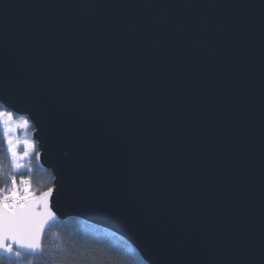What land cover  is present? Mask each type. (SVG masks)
<instances>
[{"label":"water","instance_id":"water-1","mask_svg":"<svg viewBox=\"0 0 264 264\" xmlns=\"http://www.w3.org/2000/svg\"><path fill=\"white\" fill-rule=\"evenodd\" d=\"M0 101L40 125L42 243L78 217L148 264H260L264 0H0Z\"/></svg>","mask_w":264,"mask_h":264},{"label":"snow or ice","instance_id":"snow-or-ice-1","mask_svg":"<svg viewBox=\"0 0 264 264\" xmlns=\"http://www.w3.org/2000/svg\"><path fill=\"white\" fill-rule=\"evenodd\" d=\"M34 120L35 117L30 113L20 114L15 109L9 110L4 101H0V133L9 161V170L5 172L0 166V175L5 176L11 185L0 188V258H6L10 262L25 253H43L44 228L49 220L55 219L54 213L48 209V198L52 196L53 189L49 188L41 197L44 212L33 214L27 203L32 198L30 181L21 176L19 184L23 185L22 189L17 183V173L25 169L30 172L31 160H39L41 157L43 142L38 144L39 136L31 131L40 127ZM20 132H23L24 139L18 138L17 134ZM260 257V264H264V245L261 247Z\"/></svg>","mask_w":264,"mask_h":264},{"label":"trees","instance_id":"trees-1","mask_svg":"<svg viewBox=\"0 0 264 264\" xmlns=\"http://www.w3.org/2000/svg\"><path fill=\"white\" fill-rule=\"evenodd\" d=\"M0 166L5 172L9 170L2 133ZM30 172V175L20 174L18 177H29L32 190L37 194L53 187L52 172L38 167L35 158L31 163ZM7 187H11L10 182L0 175V188ZM42 245L43 253L23 254L12 262L0 258V264H148L125 238L110 229L78 217H70L52 225L45 233Z\"/></svg>","mask_w":264,"mask_h":264},{"label":"rangeland","instance_id":"rangeland-1","mask_svg":"<svg viewBox=\"0 0 264 264\" xmlns=\"http://www.w3.org/2000/svg\"><path fill=\"white\" fill-rule=\"evenodd\" d=\"M18 119V118H17ZM34 130V129H33ZM32 131V130H31ZM18 135V138L19 139H24V134H23V132H20V133H18L17 134ZM23 151V149L21 148V152ZM34 159V158H33ZM33 159L31 160V163H32V161H33ZM36 160V159H35ZM28 174V175H30V173L31 172H29L27 169H25V170H22L20 173H17V183H18V185H19V180H20V178H21V176L20 177H18V175H20V174ZM24 179H28L29 181H30V192L32 193V195L33 194H36V195H38L36 192H34L33 190H32V183H31V180H30V178L29 177H25V176H22ZM19 187V186H18ZM21 188V187H20ZM22 188H23V185H22ZM21 188V189H22Z\"/></svg>","mask_w":264,"mask_h":264},{"label":"built area","instance_id":"built-area-1","mask_svg":"<svg viewBox=\"0 0 264 264\" xmlns=\"http://www.w3.org/2000/svg\"><path fill=\"white\" fill-rule=\"evenodd\" d=\"M18 186L22 188V185L21 184H19ZM37 197H38V195L33 194L31 199H36Z\"/></svg>","mask_w":264,"mask_h":264}]
</instances>
